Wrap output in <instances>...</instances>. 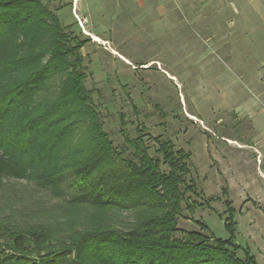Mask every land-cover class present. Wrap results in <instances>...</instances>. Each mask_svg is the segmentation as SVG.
I'll list each match as a JSON object with an SVG mask.
<instances>
[{
  "label": "rangeland",
  "instance_id": "1",
  "mask_svg": "<svg viewBox=\"0 0 264 264\" xmlns=\"http://www.w3.org/2000/svg\"><path fill=\"white\" fill-rule=\"evenodd\" d=\"M44 2L87 39L86 83L114 141L139 127L152 155L160 136L191 153L186 184L200 193H186L177 236L206 225L227 239L233 223L239 255L264 264V0ZM69 181L62 196L0 181V220L56 224L78 193Z\"/></svg>",
  "mask_w": 264,
  "mask_h": 264
},
{
  "label": "trees",
  "instance_id": "2",
  "mask_svg": "<svg viewBox=\"0 0 264 264\" xmlns=\"http://www.w3.org/2000/svg\"><path fill=\"white\" fill-rule=\"evenodd\" d=\"M86 42L44 0H0V181L78 190L56 224L0 220V264H260L239 255L233 223L227 239L206 225L177 236L186 193H200L186 184L191 153L160 136L152 155L139 127L114 141L86 83Z\"/></svg>",
  "mask_w": 264,
  "mask_h": 264
},
{
  "label": "crops",
  "instance_id": "3",
  "mask_svg": "<svg viewBox=\"0 0 264 264\" xmlns=\"http://www.w3.org/2000/svg\"><path fill=\"white\" fill-rule=\"evenodd\" d=\"M75 5H78V4H76V2H75Z\"/></svg>",
  "mask_w": 264,
  "mask_h": 264
},
{
  "label": "bare ground",
  "instance_id": "4",
  "mask_svg": "<svg viewBox=\"0 0 264 264\" xmlns=\"http://www.w3.org/2000/svg\"><path fill=\"white\" fill-rule=\"evenodd\" d=\"M96 39V38H95ZM97 40V39H96Z\"/></svg>",
  "mask_w": 264,
  "mask_h": 264
}]
</instances>
